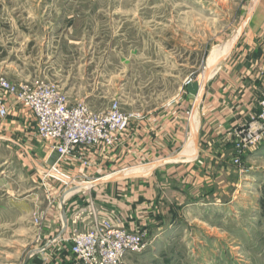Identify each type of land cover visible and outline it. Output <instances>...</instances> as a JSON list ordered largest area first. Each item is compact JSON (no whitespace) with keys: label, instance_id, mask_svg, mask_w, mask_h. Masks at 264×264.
I'll return each mask as SVG.
<instances>
[{"label":"rangeland","instance_id":"obj_1","mask_svg":"<svg viewBox=\"0 0 264 264\" xmlns=\"http://www.w3.org/2000/svg\"><path fill=\"white\" fill-rule=\"evenodd\" d=\"M256 1L0 0V77L53 85L95 113L116 101L131 119L201 83ZM245 154L240 164L228 160L195 202L172 199L177 206L151 233L140 231L144 249L123 264H264V146ZM13 172L0 191V264H33L49 244L44 175H56L44 170L40 188Z\"/></svg>","mask_w":264,"mask_h":264},{"label":"crops","instance_id":"obj_2","mask_svg":"<svg viewBox=\"0 0 264 264\" xmlns=\"http://www.w3.org/2000/svg\"><path fill=\"white\" fill-rule=\"evenodd\" d=\"M250 14L246 25L225 44L222 62L201 87L194 111L184 87L153 112H131L127 128L112 148L79 149L76 155L60 159L52 149L53 141L38 138L32 112L0 91L6 109V115L0 116L4 156L0 191H5L10 169L40 188L43 171L53 167L71 181L68 187L56 176L45 181L50 207L43 228L46 240L55 242L33 264H69L71 236L103 221L148 235L165 212L177 206L172 199L195 202L203 190L211 191L218 170L224 171L232 158L231 131L257 116L264 98V0H257ZM160 160L163 164L154 167ZM141 166H150L142 177L85 185ZM63 194L65 200L58 206ZM63 213L67 228L57 239Z\"/></svg>","mask_w":264,"mask_h":264},{"label":"built area","instance_id":"obj_3","mask_svg":"<svg viewBox=\"0 0 264 264\" xmlns=\"http://www.w3.org/2000/svg\"><path fill=\"white\" fill-rule=\"evenodd\" d=\"M0 91L32 112L38 138L53 141V150L60 159L76 155L79 149L90 150L100 145L112 148L120 141V134L131 117L121 112L116 101L102 113L92 112L83 103L70 105L57 87L48 84H13L0 77ZM259 108L257 116L230 133L234 164H240L245 153L264 145V98L259 101ZM5 115L6 109L0 101V116ZM51 172L63 182L64 178L69 179L55 167ZM144 237L143 233L129 232L103 221L68 240L69 264H123L127 254L144 249Z\"/></svg>","mask_w":264,"mask_h":264},{"label":"water","instance_id":"obj_4","mask_svg":"<svg viewBox=\"0 0 264 264\" xmlns=\"http://www.w3.org/2000/svg\"><path fill=\"white\" fill-rule=\"evenodd\" d=\"M251 14H247L246 16V19L250 17ZM243 31V29L241 30V32ZM240 32V33H241ZM224 59V58H223ZM222 62V61H220ZM218 64H216L215 66L213 67H209L205 70L204 74H203V78H202V81L201 83H198V82H188L186 84V91L188 93V98L190 100V104L192 105V110L194 111L197 107V104H198V99H199V93H200V89L201 87L207 82L208 80V77L210 75V73L213 71V69L217 66ZM201 95V94H200ZM193 141L195 143V146L197 148V141L195 138H193ZM161 164H163V161L160 160V161H157L155 164H154V167H157V166H160ZM144 176L143 174H132V175H121V174H118L117 176L109 179V180H95L93 182H90V183H86L85 185H90V186H97L101 183H108V182H117V181H121V180H126V179H129V178H139V177H142ZM71 182V181H69ZM68 194V193H66ZM65 194V195H66ZM63 201V200H62ZM62 220H63V228H62V232L61 234H59V236L57 237V239H60L61 238V235L63 234V232L66 230L67 228V220H66V217H65V214L63 213L62 214ZM55 241L53 242H50L49 244H47V246L43 247L42 249L40 250H37L38 251H42L46 248H48L49 246H51V244H53ZM34 253L31 252L27 255V258L25 260V263L28 261V259L33 255Z\"/></svg>","mask_w":264,"mask_h":264},{"label":"bare ground","instance_id":"obj_5","mask_svg":"<svg viewBox=\"0 0 264 264\" xmlns=\"http://www.w3.org/2000/svg\"><path fill=\"white\" fill-rule=\"evenodd\" d=\"M246 25V22L244 23L243 27ZM243 29V28H242ZM202 81V80H201ZM194 147H195V143H194Z\"/></svg>","mask_w":264,"mask_h":264}]
</instances>
